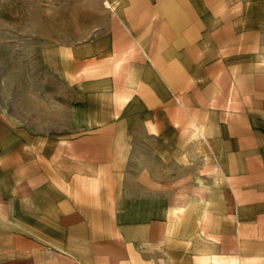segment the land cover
I'll list each match as a JSON object with an SVG mask.
<instances>
[{"label": "crops", "instance_id": "crops-1", "mask_svg": "<svg viewBox=\"0 0 264 264\" xmlns=\"http://www.w3.org/2000/svg\"><path fill=\"white\" fill-rule=\"evenodd\" d=\"M54 11L0 54V264H264V0Z\"/></svg>", "mask_w": 264, "mask_h": 264}, {"label": "rangeland", "instance_id": "rangeland-1", "mask_svg": "<svg viewBox=\"0 0 264 264\" xmlns=\"http://www.w3.org/2000/svg\"><path fill=\"white\" fill-rule=\"evenodd\" d=\"M56 2L57 0H0V54L7 56L14 51L13 47H16V52L30 49L32 45L26 44L28 40L41 34L46 35L41 30L42 19L55 23L56 17L63 15L54 11ZM43 6H48L49 13L42 10ZM3 63L6 62L0 61V69L6 67L1 66Z\"/></svg>", "mask_w": 264, "mask_h": 264}]
</instances>
